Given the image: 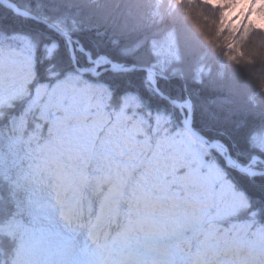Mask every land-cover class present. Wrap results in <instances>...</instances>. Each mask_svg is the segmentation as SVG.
Segmentation results:
<instances>
[{
    "label": "trees",
    "instance_id": "trees-1",
    "mask_svg": "<svg viewBox=\"0 0 264 264\" xmlns=\"http://www.w3.org/2000/svg\"><path fill=\"white\" fill-rule=\"evenodd\" d=\"M6 1L78 41L93 60L106 57L123 67L152 68L165 93L179 104H193L196 125L210 140L226 145L240 163H247L253 154L264 157L249 139L251 133L264 128V31L252 28L248 17L238 26L227 23L225 13L232 7L228 3L212 7L196 0ZM5 34H15L17 41L21 36L28 37L35 45V74L34 82L28 85L30 92L40 85L51 88L69 72L80 74L76 67L94 68L87 55L78 51V44L74 43L75 67L69 44L62 36L0 4V37ZM169 39H173L174 49L163 59L156 47ZM8 56L6 51L4 57ZM12 59L24 61V54ZM146 75L144 71L118 76L106 72L95 78L122 86L130 83L144 92ZM23 76L14 78L15 82L23 83ZM82 76L94 78L89 74ZM12 81L13 78L5 79L6 91ZM30 98L12 102V108L0 109V264H16L20 253L26 256L33 248L40 249L43 258H48L65 243L61 240L69 230L65 220L89 216V199L83 192L89 189L85 187L73 195L58 191L38 177L40 164L47 155L65 161L63 170L70 172L73 165L82 166L83 150L80 142L73 140L57 143L55 151H46L45 142L52 139L47 128L41 132L34 127V111L22 113ZM153 103H159L154 96ZM177 116H182L180 111ZM83 135L91 133L85 131ZM213 155L221 165L225 163L215 151ZM89 164L91 175H102L101 171L93 172V167L107 170L101 155L93 154ZM257 166L264 168V164ZM229 172L248 188L253 206L264 207V187L260 182L242 180L236 172ZM90 200L97 211L100 196L91 193ZM122 209L126 212L128 204H122ZM185 236L184 240L163 242L168 246L180 242L175 264H183L199 250L197 236L191 232ZM138 237L135 234L127 240L134 245ZM136 248L152 250L147 245ZM101 257V253L89 257L72 251L68 264H96Z\"/></svg>",
    "mask_w": 264,
    "mask_h": 264
},
{
    "label": "snow or ice",
    "instance_id": "snow-or-ice-1",
    "mask_svg": "<svg viewBox=\"0 0 264 264\" xmlns=\"http://www.w3.org/2000/svg\"><path fill=\"white\" fill-rule=\"evenodd\" d=\"M34 50L28 37L21 36L20 41L15 34L0 37V107L31 97L22 113L34 111V127L41 132L47 128L52 139L45 142L46 151H55L65 139L80 142L82 166L65 172L57 165V175L62 192L75 195L87 187L100 196L95 217L88 201L93 229L117 227L115 238L122 240L140 233L179 241L191 232L200 247L183 264H264V207H254L248 188L229 172L242 180H258L264 187V168L257 166L264 164V157L253 154L247 163L233 159L226 145L210 140L197 127L191 103L177 116L180 102L160 88L150 70L144 92L130 83L89 80L72 72L51 88L40 85L30 92ZM6 51L10 61L23 53L26 69L23 83L13 78L7 91ZM48 51L51 55V48ZM109 70L118 76L134 69L113 64ZM153 96L159 103H153ZM85 131L91 135L84 136ZM249 139L264 153V128ZM213 151L225 160L223 165ZM93 154L107 162L106 171L92 168L102 176L88 171ZM122 204H128L126 212ZM132 264L149 261L136 257ZM164 264H175V258Z\"/></svg>",
    "mask_w": 264,
    "mask_h": 264
},
{
    "label": "rangeland",
    "instance_id": "rangeland-1",
    "mask_svg": "<svg viewBox=\"0 0 264 264\" xmlns=\"http://www.w3.org/2000/svg\"><path fill=\"white\" fill-rule=\"evenodd\" d=\"M195 1V0H191ZM196 2L206 3L212 7L222 6L223 3H228L229 6H232L230 10H227L225 13V20L227 23H231L234 26H238L244 17L248 16L249 24L252 28L257 30L264 31V0H196ZM157 53L163 58L166 59L170 56V52L174 49V41L173 39H169L167 43L157 46ZM95 67L101 68L107 61L104 59H99L95 61ZM26 69L24 67V61L18 59L8 58L4 59V78H16L20 74H25ZM27 97L21 98L22 100ZM188 104L186 105V107ZM1 108H12L11 104L5 103ZM65 143H69L67 140ZM57 165H64L63 162L59 160L58 156H46L43 162L40 164V170L38 177H45L47 183L50 185H58V167ZM35 178L37 176H34ZM61 185V184H60ZM91 194V193H90ZM90 194L88 196H90ZM95 217V216H93ZM75 237L67 242V249L74 248L76 246L77 250H86L85 252H91V248L89 247V243L93 242L97 239L98 236L103 234V239L106 241L107 235L105 234L107 231H100L98 229H93L90 227L88 232H83L80 230H75ZM119 231V228L112 227L110 229V234L114 235L113 238L109 239L107 242V252L109 254V259L106 261V264H132L134 258L139 257L140 259H147L149 264H152L155 261V264L163 263L165 261H171L173 257L180 250V242L174 243L172 246H168L167 244H163V242L167 240H173L175 238H167L160 235H153L150 237H145L140 233H136L139 235L136 243L133 245L128 242V240H122L115 238V234ZM108 233V232H107ZM139 245H147L151 247L152 250L150 252L145 250H139L136 246ZM33 252L29 257H27L20 264H32L30 262V257L34 254ZM162 259H159V258ZM64 259V257H63ZM54 261V260H52ZM52 261L48 264H51ZM53 264H59V262H54Z\"/></svg>",
    "mask_w": 264,
    "mask_h": 264
},
{
    "label": "water",
    "instance_id": "water-1",
    "mask_svg": "<svg viewBox=\"0 0 264 264\" xmlns=\"http://www.w3.org/2000/svg\"><path fill=\"white\" fill-rule=\"evenodd\" d=\"M0 3L5 7L7 8L8 10H11L13 13H15L17 16H20L22 18H25V19H29V20H33L35 22H38V23H42L46 26H48L51 30L55 31L56 33H58L60 36H62L69 44L70 46V52H71V58H72V61H73V64L76 66V52H75V48H74V45H73V40L71 39L70 36L64 34L63 32L61 31H58L56 30L55 28H53L52 26H49L47 23L41 21L40 19L36 18L35 16L31 15L30 13L26 12V11H23V10H20L16 7H14L13 5H11L9 2L5 1V0H0ZM81 51V50H80ZM93 63V62H92ZM114 63H109V68L103 70V72H106V71H110V67L111 65H113ZM116 65V64H115ZM117 67L119 68H122L118 65H116ZM129 69H134V70H131L130 72L132 71H145L147 74H148V71L147 70H150L151 73H154L152 72L151 69L149 68H139V67H132V68H129ZM78 72L82 73V74H90V75H93L94 77H98L101 73H97V71H92V70H78ZM102 72V73H103ZM112 72V71H111ZM121 73H124V72H121ZM129 73V72H128ZM155 75V74H154ZM155 87V85H153ZM177 107L180 109L181 113L183 114V110L185 108V105L182 104L180 106L177 105ZM228 149V148H227ZM229 151V149H228ZM230 152V151H229Z\"/></svg>",
    "mask_w": 264,
    "mask_h": 264
},
{
    "label": "bare ground",
    "instance_id": "bare-ground-1",
    "mask_svg": "<svg viewBox=\"0 0 264 264\" xmlns=\"http://www.w3.org/2000/svg\"><path fill=\"white\" fill-rule=\"evenodd\" d=\"M7 9V8H6Z\"/></svg>",
    "mask_w": 264,
    "mask_h": 264
}]
</instances>
